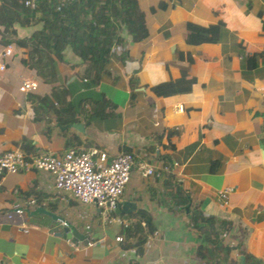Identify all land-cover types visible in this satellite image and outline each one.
<instances>
[{
  "label": "crops",
  "instance_id": "1",
  "mask_svg": "<svg viewBox=\"0 0 264 264\" xmlns=\"http://www.w3.org/2000/svg\"><path fill=\"white\" fill-rule=\"evenodd\" d=\"M156 1L138 0L147 10ZM145 18L149 32L138 44L124 29L119 31L128 56H112L97 83L79 76L83 63L69 47L63 48L59 78L78 115L69 122L56 119L52 108L60 102L52 100L50 86L22 63L21 48L13 40L5 42L13 44V55L0 77V150L61 153L74 145L96 147L110 157L126 147L136 159L155 165L145 176L131 168L120 197L147 210L155 226L137 264L196 261L199 237L189 226L191 206L227 222L223 242L233 246L229 260L241 264L249 257L251 264H264V0H174L167 12L148 11ZM186 19L217 21V41L185 42ZM36 26L14 22V31H3L0 25V43L27 36ZM115 48L118 53L119 45ZM259 51L263 55L258 54L257 62L248 60ZM181 71L194 77L188 91L162 96L150 90L152 84L175 79ZM23 78L36 79L37 89L19 91ZM99 95L113 102V115L96 114L89 102L78 107L81 98ZM44 96L51 98L52 106L40 101ZM72 122H80L81 130L68 125ZM169 173L179 187L176 195L185 196V203L172 204L175 188L167 183L173 180ZM224 187L229 190L221 199L216 190ZM29 197L34 205L62 215L88 241L56 235L57 221L26 213L33 205L21 217L6 218L7 210L26 205ZM103 211L94 202L61 198L49 173L34 168L4 173L1 264H128L131 249L118 247L115 240L124 214L112 208L114 220L106 221Z\"/></svg>",
  "mask_w": 264,
  "mask_h": 264
},
{
  "label": "trees",
  "instance_id": "2",
  "mask_svg": "<svg viewBox=\"0 0 264 264\" xmlns=\"http://www.w3.org/2000/svg\"><path fill=\"white\" fill-rule=\"evenodd\" d=\"M25 1L0 0V25L3 31H14V22L20 26L37 24L27 36L5 39L4 43L13 40L21 48L24 54L22 63L33 69L40 81L50 86L52 100L60 102V105L52 108L56 119L69 122L78 118V115L69 104L67 88L59 78L58 62L62 60L63 48L69 47L83 63L79 76L97 83L106 74L112 56H128V50L123 48L125 40L119 31L124 29L130 34L134 45L138 44L149 32L145 18L148 11L167 12L174 0H157L148 6V10L138 0H32L27 4ZM218 33L217 21L203 23L186 19L183 22V38L187 43L215 42ZM117 45L118 53L115 52ZM258 54L263 55L260 51L255 52L248 60L257 62ZM193 81V76H187L185 71H181L179 77L154 83L150 90L162 96L186 92ZM52 100L46 96L40 98L42 103L50 106ZM83 102H89L90 107L100 116L113 115V102L102 95L81 98L78 107ZM93 104L98 108L93 107ZM104 106L109 109L105 111ZM64 114L67 115L65 119L62 118ZM122 151L130 150L125 147ZM167 177L173 179L171 183L167 180L168 185H174L175 188L171 194L172 204L185 203V196L176 195L179 187L175 185L174 175L169 173ZM188 216L189 226L199 237L194 251L197 259L194 263L185 261L181 264H235L229 260L233 246L223 242L228 229L227 222L205 215L199 208L192 206L189 207ZM123 217L126 223L118 227L120 239L116 240V244L123 249L130 248L133 257L128 260V264H137L144 243L154 234L155 226L149 212L141 207ZM241 264H251V258L247 257Z\"/></svg>",
  "mask_w": 264,
  "mask_h": 264
},
{
  "label": "built area",
  "instance_id": "3",
  "mask_svg": "<svg viewBox=\"0 0 264 264\" xmlns=\"http://www.w3.org/2000/svg\"><path fill=\"white\" fill-rule=\"evenodd\" d=\"M26 0L25 3H31ZM13 55L12 43H0V77L5 70V64ZM38 82L34 78H23L17 85L22 92H32L37 89ZM55 103V101L53 102ZM177 108H181L178 104ZM143 176L153 173L155 165L136 159L132 151H121L108 157L106 152L96 147L67 146L63 152L42 150L34 153H21L13 149L0 150V179L4 173L28 171L31 168L52 176V186L61 198H71L80 203L94 202L103 210H111L112 202L120 199L123 188L129 177L131 168ZM229 188L216 190L219 198L225 197ZM26 205H14L5 212L7 219L13 216L21 217L27 206L35 204L29 197ZM106 221L114 220L105 213ZM126 221H121L125 224ZM120 239L116 235L115 240Z\"/></svg>",
  "mask_w": 264,
  "mask_h": 264
},
{
  "label": "water",
  "instance_id": "4",
  "mask_svg": "<svg viewBox=\"0 0 264 264\" xmlns=\"http://www.w3.org/2000/svg\"><path fill=\"white\" fill-rule=\"evenodd\" d=\"M69 126H72L78 130H81L82 124L80 122H72L68 124ZM164 158L171 163L172 159H170L167 156H164ZM112 208L116 213L126 214L129 212L135 211L136 204L134 201L128 200V199H118L113 201ZM185 210H188V204L183 205ZM27 214H36V213H42L47 215L51 220L57 221L59 223V226L57 227L55 233L58 236H61L63 238L70 239L72 241H83L87 242L88 237L85 233L77 229V227L67 221L62 215H59L51 210L46 209L44 206L40 204H36L32 206L29 209H26ZM1 264V262H0Z\"/></svg>",
  "mask_w": 264,
  "mask_h": 264
},
{
  "label": "rangeland",
  "instance_id": "5",
  "mask_svg": "<svg viewBox=\"0 0 264 264\" xmlns=\"http://www.w3.org/2000/svg\"><path fill=\"white\" fill-rule=\"evenodd\" d=\"M103 213H106V214L110 215L108 210H104Z\"/></svg>",
  "mask_w": 264,
  "mask_h": 264
}]
</instances>
